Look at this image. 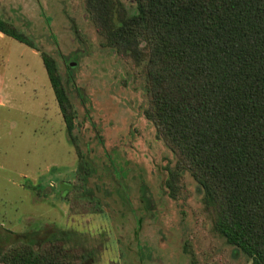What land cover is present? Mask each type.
<instances>
[{
    "label": "rangeland",
    "instance_id": "obj_1",
    "mask_svg": "<svg viewBox=\"0 0 264 264\" xmlns=\"http://www.w3.org/2000/svg\"><path fill=\"white\" fill-rule=\"evenodd\" d=\"M0 17L38 48L0 43V244L38 230L59 264H252L215 231L189 173L171 196L177 160L145 116V78L105 45L86 0H0ZM42 53L70 92L75 133L96 169L88 184Z\"/></svg>",
    "mask_w": 264,
    "mask_h": 264
},
{
    "label": "trees",
    "instance_id": "obj_2",
    "mask_svg": "<svg viewBox=\"0 0 264 264\" xmlns=\"http://www.w3.org/2000/svg\"><path fill=\"white\" fill-rule=\"evenodd\" d=\"M134 2L133 14L120 0H86V9L105 45L145 78V116L177 160L166 188L174 197L189 173L215 231L252 264H264V0ZM0 32L38 51L2 17ZM41 58L88 184L96 169L75 133L70 92L56 60ZM16 236L7 248L0 244V264H59L40 247L38 230Z\"/></svg>",
    "mask_w": 264,
    "mask_h": 264
},
{
    "label": "crops",
    "instance_id": "obj_3",
    "mask_svg": "<svg viewBox=\"0 0 264 264\" xmlns=\"http://www.w3.org/2000/svg\"><path fill=\"white\" fill-rule=\"evenodd\" d=\"M8 39L13 40L12 38H10V37H8V36H6V35H4L3 33L0 32V43H2L4 45H7L6 47H8L9 45H12L11 41H10V43H9V41H7ZM10 62H11V60L9 58L7 60H2V63H3V65L5 67H7V65ZM5 76H6L5 74H1L0 75V84H1V86H2V82L4 81ZM1 86H0V88H1ZM1 89H3V88H1ZM0 230L4 231L1 226H0ZM11 235L12 234H10L9 236H6V238H11Z\"/></svg>",
    "mask_w": 264,
    "mask_h": 264
}]
</instances>
